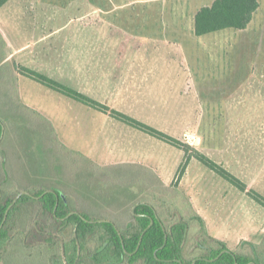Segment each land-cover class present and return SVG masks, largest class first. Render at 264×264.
Wrapping results in <instances>:
<instances>
[{"label":"rangeland","instance_id":"374dc122","mask_svg":"<svg viewBox=\"0 0 264 264\" xmlns=\"http://www.w3.org/2000/svg\"><path fill=\"white\" fill-rule=\"evenodd\" d=\"M212 2L13 0L8 6L10 15L36 18L38 35L55 32L48 42L53 76L74 91L81 88L83 69L91 76L99 74L92 68L95 64L102 66L101 71L117 66L123 76L130 65L157 69L140 83L144 87L139 90L150 97L117 98L107 106L189 145L238 178L247 190L264 197V0L246 29L195 37L193 16ZM122 82L114 81L112 86L122 90L131 86ZM102 83L95 88L96 97L107 99ZM91 93L95 95L94 89ZM63 103L48 106L59 108L54 112L67 110L68 105L74 112L73 107L84 108L67 98ZM86 109L97 117L92 128L86 125L83 131L85 122L73 119L65 121L63 131L55 126L57 135L51 129L56 119L50 124L22 120L23 111L0 110V118L17 119L11 125L15 141L7 150L15 165V172L6 179L12 183L5 186L7 192H20L22 187L32 192L55 189L87 215L112 219L121 228L132 218L130 210L125 214L124 205L150 200L162 220L167 222L178 212L189 221L188 260L200 254L198 244L209 242L208 237L239 254H250L252 246L263 244L264 209L246 193L195 160L178 178L182 151L140 131L134 130L135 135L144 136L143 148L123 144L116 150L124 151H111V136L118 128L110 130L107 124L112 119ZM117 162L141 163L145 169L103 167ZM195 216L203 220L206 234L201 233ZM20 227L25 230L27 225L20 222ZM71 235V229L63 230L61 237L53 236L51 246H39L44 247L37 249L43 252L40 257H32L30 250L21 248L15 230L0 264H47L49 258L60 255V243Z\"/></svg>","mask_w":264,"mask_h":264},{"label":"trees","instance_id":"16d2710c","mask_svg":"<svg viewBox=\"0 0 264 264\" xmlns=\"http://www.w3.org/2000/svg\"><path fill=\"white\" fill-rule=\"evenodd\" d=\"M8 1L0 0V8ZM259 1L213 0L209 6L201 7L194 14L193 35L202 37L227 29H246L259 8ZM18 72L77 103L182 151L178 178L184 174L189 162L195 160L240 193H246L264 209V197L247 190L238 178L189 145L44 75L24 67H18ZM1 134L0 124V137ZM131 217L130 222L121 228L110 219H96L72 209L58 190L10 193L0 184V263L15 230L19 231L23 246L32 249L41 245L51 246L52 240H55L53 236L61 237L63 230L71 229L70 239L60 243V255L49 258V264H264V241L261 246H252L250 254H239L228 250L223 242L208 237L209 242L198 244L200 254L188 260L185 244L189 221L178 212L166 222L152 205L138 203ZM194 220L199 223L201 233L206 234L203 220L198 216ZM20 222L27 225L25 230L21 229Z\"/></svg>","mask_w":264,"mask_h":264},{"label":"crops","instance_id":"0c3cea01","mask_svg":"<svg viewBox=\"0 0 264 264\" xmlns=\"http://www.w3.org/2000/svg\"><path fill=\"white\" fill-rule=\"evenodd\" d=\"M10 2H13V0H9L3 7L0 8V14H2V12H6L3 13L4 14L3 17L0 18V110L4 112L7 110L23 111L26 114V116H23L22 120L41 119L42 121H46L48 124H50L48 121H55L56 119V124L52 123V127H51L52 130H54V127L57 126V130L59 127L61 131H63L62 128H64L66 124H68L65 123V121L68 122L69 120L72 121L73 119L75 120L80 119L85 122L83 131L85 130L86 125L87 126L90 125V128H92L93 127L92 121L97 117L95 114L91 113V111H87L86 108L88 107H86L85 105H83L84 108L73 107L76 109V112H74L71 111L70 105H68L71 114L68 113L69 109L63 110V108L61 112H54L56 108H53L54 106L52 105L50 106L48 105L55 103L56 107L58 104H62L63 106L64 105L63 99L67 97L51 89H48L47 87L19 74L18 67H24L26 69L44 75L49 79H52L64 86L67 85L64 84V82L59 81L58 78H56L55 76H53L54 67L51 64L52 57L50 53L48 54V49L51 50V43L48 42L53 38L55 32L49 31L38 35L37 28L35 26L37 19L36 18L24 19L21 16H16L12 14L10 15L9 9L13 4ZM8 4L11 5L8 6ZM7 6L8 9H6ZM32 24H34V28L32 27ZM24 25H29V26H24ZM49 55L50 58L48 57ZM111 66L113 65H109L106 67L107 69L101 71L98 69L102 68V66L97 64L93 65L92 68L94 70L99 71V74L92 76L86 73V69H83V72L81 73V76L79 78L81 88L79 89V91L77 90L75 91L94 101L106 105L107 103L108 104L111 103L113 100L117 101L118 100L117 98L126 97L128 100L131 99L129 101H133V99L136 97L151 96V94H145L144 92L139 90L142 89V87H144L141 86L140 83L143 82L142 84H144L146 80L150 78V73L155 72L157 69H153L154 67H150L146 65H130V67H127L129 68L126 70L127 73L124 74L123 76L122 74L117 73L120 72L121 69H119L117 66L115 67H111ZM64 70L67 71L66 68L63 69V71ZM101 81H103L102 83L103 87L106 86L102 89V91L104 92V95H106L105 97H107V99H103L102 97L100 98L96 97L97 89L95 90V88L97 87L98 84H100ZM114 81H123L122 83H127V85H131V86L130 87L127 86L128 89L122 90L121 86H119L118 88L112 86V83H114ZM134 81H138L137 84H135ZM129 82H131V84ZM66 87L73 89L69 86ZM91 89H94L95 95L91 93ZM134 102H138V101L135 100ZM58 110L59 108L56 109V111ZM64 111H67V113H65ZM95 112L102 114L97 111ZM104 116H106L109 119H112L107 115ZM131 118L134 119V117ZM98 120H102L103 122L104 119L99 116ZM16 121L17 119L0 118V124L2 125V134L0 137V152L2 159L0 160V184L3 185L4 190L6 189L5 186L7 187L9 184L11 186L12 184L11 182L7 183L6 179L9 178L13 172H15V165L11 163V157L8 156L7 150H8V145L11 144V142L15 141V139L11 137L13 136L15 138V135H12L14 134L13 130L15 129H11V125L17 124ZM59 121L61 122L59 123ZM112 121L113 122L110 123L109 125L107 124V126L110 127V130L114 129V127H117L119 130L117 129V133H115L112 130L114 136L113 137L111 136L112 140L109 144L111 151L113 150L124 151L123 148L116 150L118 145L122 146L123 144L125 145L138 144L141 145V147L143 148V144L141 142L145 141V138L144 136L142 137L141 135H135L136 134L135 131L138 130L130 128L121 122H119L120 124L115 123L118 121L114 119H112ZM7 129H9V131ZM53 132L54 134L57 135L55 130ZM15 134L17 135L16 132ZM132 159L136 160L134 158ZM140 164L141 163H134V162L133 164L128 162L126 163L117 162L103 167H109L110 170L114 168H120L121 166H133L140 168L145 167ZM161 185H163V187L166 186L165 183H161ZM21 189H22L21 192L23 193H26V191H28L27 187L24 188L22 187ZM62 195L65 196L64 194ZM65 198L67 199L68 204L72 209H78L81 211L79 207H74L76 204L75 203L73 204L69 196L68 197L66 196ZM138 203H147L152 205L150 200H146V201L144 200L142 201L141 199L132 200L131 203L123 206L125 210V214L127 213L128 210H130V212L132 213L134 207ZM104 219H108V218H104ZM129 222L130 221H128L126 225ZM21 248L23 250H27V248L24 247L23 244ZM39 248H44V247L36 246L33 247L32 249H28L30 250L29 254H31L32 257L35 254L38 257H40L43 254V252L38 251L37 249Z\"/></svg>","mask_w":264,"mask_h":264},{"label":"flooded vegetation","instance_id":"af4514ba","mask_svg":"<svg viewBox=\"0 0 264 264\" xmlns=\"http://www.w3.org/2000/svg\"><path fill=\"white\" fill-rule=\"evenodd\" d=\"M23 194H25V193H23Z\"/></svg>","mask_w":264,"mask_h":264},{"label":"water","instance_id":"95a60500","mask_svg":"<svg viewBox=\"0 0 264 264\" xmlns=\"http://www.w3.org/2000/svg\"><path fill=\"white\" fill-rule=\"evenodd\" d=\"M197 142V141H196Z\"/></svg>","mask_w":264,"mask_h":264}]
</instances>
